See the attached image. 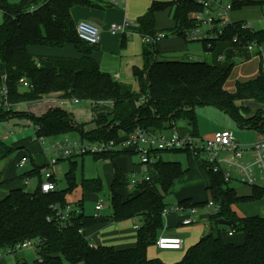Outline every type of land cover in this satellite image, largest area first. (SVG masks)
I'll use <instances>...</instances> for the list:
<instances>
[{
	"label": "trees",
	"instance_id": "obj_1",
	"mask_svg": "<svg viewBox=\"0 0 264 264\" xmlns=\"http://www.w3.org/2000/svg\"><path fill=\"white\" fill-rule=\"evenodd\" d=\"M230 2L232 10L252 4L251 1ZM75 6L95 7V4L92 0H20L18 4L0 0L3 15L0 24V122L23 118L37 126V137L77 139L71 137L74 135L83 141L107 143L126 139L138 130L162 134L174 129L179 122H186L193 128L190 135L196 136V109L212 107L226 114L238 129L264 136V57L257 77L236 82L234 91L229 92L224 85L234 67L231 52L223 63L214 66L205 61L165 59L159 54L157 44H145L143 64L132 70L137 87L134 90L101 71L93 58L96 45H89L77 36L70 14ZM169 8L173 9L175 27L165 34L174 33L185 40V31L195 27L190 14L201 10L193 0L153 2L147 13L138 19L137 31L156 36L155 15ZM241 25V22L231 23L224 37L212 41L209 47L202 44L203 49L212 53L219 43H230L235 48L253 42L264 43V31H244ZM65 45H72L80 56L36 57L29 52L31 47L62 48ZM22 79L27 87L20 83ZM4 87L9 107L3 106ZM53 94L59 100L75 99L79 104H88L91 119L79 122L72 112L59 107L50 108L41 116L15 110L18 105ZM12 153L13 149L0 142V161ZM159 154L161 157L153 167L151 181L135 191L127 189V178L138 170L137 164L135 170L126 172L117 167L114 160L136 157V151L114 150L89 155L96 161L112 163L111 194L108 196L112 214L106 217L83 213V194L90 192L96 197L102 191L99 178L82 179L79 184L75 180L77 160L87 155L59 161H67L69 169L64 174L66 186L63 189L58 188L57 179L52 178L57 185L55 192L44 194L40 190L44 167H34L23 173L21 180L36 177L38 187L33 192H26L24 188L11 189L0 199V256L16 255L21 251L18 246L31 241L36 243V264H165L159 259L147 258V249L156 244L164 229L165 196L186 170L180 162L164 160L163 155L191 156L187 150ZM200 164L209 180L206 200L196 202L188 198L176 206L201 209L213 201L220 209L209 217L208 232L173 264H264V218L238 217L232 208L236 203L261 201L264 188L250 186V195L239 196L223 181L221 172ZM76 194L81 198L70 205L69 219L59 228L57 212L68 205V196ZM126 220L141 222L131 247L92 246L85 237L84 231L89 227ZM219 220L231 221L234 226L225 232ZM237 232L241 233L240 243L232 240ZM16 264L26 263L16 258Z\"/></svg>",
	"mask_w": 264,
	"mask_h": 264
},
{
	"label": "built area",
	"instance_id": "obj_2",
	"mask_svg": "<svg viewBox=\"0 0 264 264\" xmlns=\"http://www.w3.org/2000/svg\"><path fill=\"white\" fill-rule=\"evenodd\" d=\"M175 2L178 0H174ZM200 7V11L192 12L191 19L194 21L195 27L185 31V40L189 43L206 44L209 47L212 41L221 39L226 35V30L232 23L228 19V14L232 10L230 0H193ZM234 1H252V0H234ZM116 4V2L114 3ZM135 27L132 22L125 21L121 25L112 24L109 27V33L113 36L126 35L129 30ZM241 29L244 31H252L249 23H242ZM76 33L79 39L89 45H97L99 41V30L96 26L88 22H79L76 24ZM166 37L165 34L159 33L152 37L149 35L142 36L144 44H158ZM256 43H251L246 47L252 49ZM20 83L27 87L25 80H20ZM3 106L9 107L7 103V90L3 88ZM50 97V96H48ZM47 96L40 100L22 104L24 111L41 116L50 108L59 107L70 110L69 107L79 104L73 100H59L48 98ZM1 106V103H0ZM27 128L34 132V139L41 146L42 153L47 157L48 162L41 172L42 179L40 190L47 194L57 191V185L52 181L56 179L58 170V162L81 155H96L107 151H123L132 149L136 151L138 170L132 172L127 178V189L135 191L144 184L149 183L152 179V170L154 165L159 161L160 152L172 150H187L191 157L199 162L211 167L214 172H221L223 181L227 184L231 182L240 183L246 186H257L264 188V140H258L251 144H240L236 141L235 136L231 131H218L208 138H203L199 135L180 136L175 131L168 134H155L151 132L138 130L128 138L119 141L92 142L83 141L80 138L64 139L46 147L44 137H37L35 132L37 126L27 122ZM26 157H22L16 164L17 168H22L26 164ZM24 186L28 185V179L23 180ZM108 201V199H106ZM71 204H68L65 209H59L57 219L60 223L59 228L64 227L69 219L71 212ZM104 203L98 201L95 207L96 211L103 209ZM213 209L216 213L220 207L213 201H209L206 206L201 208V211ZM198 208H186L183 206H175L171 209L163 211V218L170 212L180 213L183 216L182 225H190L194 223V217L198 214ZM232 233L230 232V235ZM182 239L179 237L161 236L158 238L155 246L158 250H173L177 251L182 248ZM36 243L26 241L18 246L19 250L32 249L35 251Z\"/></svg>",
	"mask_w": 264,
	"mask_h": 264
},
{
	"label": "crops",
	"instance_id": "obj_3",
	"mask_svg": "<svg viewBox=\"0 0 264 264\" xmlns=\"http://www.w3.org/2000/svg\"><path fill=\"white\" fill-rule=\"evenodd\" d=\"M172 1L174 0H92V2L95 4V7L75 6L71 9L70 14L75 24L84 21L98 28L100 33L99 41L93 53V58L98 63L101 71L106 72L112 75L113 77H116V79L122 82V78H123L121 73L122 64L125 65L129 63L130 65H133L132 63H134L137 66H133V67H137V68H140L143 64L142 55L146 46L142 42V36L144 35L137 31V29L139 28L138 19L141 16H143L145 13H147L149 7L153 2L169 3ZM115 2L116 4H114ZM251 2H252L251 5L239 9L231 10L228 14V19L232 23L247 22L250 24L253 31H258V30L264 31V0H252ZM125 21L134 23L136 29L132 27L129 30V33L126 34L124 38L122 35L113 36L109 33L110 25L112 24L120 25L123 24ZM174 27H175V21L173 20L172 8L161 11L155 15L154 31H156L158 34L160 32H163V34H165L166 31L170 32L174 29ZM165 35L166 37L160 43L157 44V48L159 50V54L161 55V57L171 60V59H178L183 57L200 58L203 56L204 57L208 56V59L211 61L209 62L210 64L214 66H219L221 64V60L225 58L226 54L231 52L234 53V64L236 61H240L241 63L240 65L241 68L238 70V72L241 71V75H249L250 73H253V75H255L250 77L249 78L250 80H252L254 77L258 75L260 68V61L264 57V43H262L261 45L256 44V46H254L252 49H248L247 47L235 48L230 43H219L217 44L215 51L210 53V52H206L203 49L202 45L201 47H198L196 45L194 46L190 45V43H188L186 40H184L182 37L178 36L177 34L167 33ZM152 45H156V44H152ZM71 46L72 45H65L62 48L31 47L29 48V52L36 57L55 56V57H64V58H78L80 56L79 53L75 50L73 46L72 47ZM132 60H135V62H132ZM69 111L74 114L76 120L79 122L84 123V122H88L91 119V108L88 104L80 103L77 105H73ZM186 127H189L187 126L186 122H179L177 123L174 129L167 131L165 133L168 134L171 131H175L180 136L182 135L187 136L189 134H187L184 131ZM225 128L226 127L224 126L216 130L215 132L228 130ZM214 133H212L211 135H213ZM197 135L199 134L197 133ZM71 137L78 138L77 136L74 135H71ZM238 137L242 138V135H238ZM258 140H259L258 138L253 139L250 142H244L243 144H251ZM34 144L35 146L36 145L40 146V144L36 140ZM36 153L37 154L40 153L38 155H40L41 157V161H39L38 163L35 162ZM32 154L35 155L32 157L31 156ZM32 154L22 153L21 156L17 160L12 161L10 165L7 166L5 165L4 167H2V164L0 165V169H1L0 179L1 177H3L2 183H4V186L1 187L2 189L1 191L7 190L5 194H0V199L4 198L11 189L25 187L23 184V180L20 183H15L13 181L17 169L16 164L23 156L24 157L26 156L27 159L25 166L22 167L23 169L27 166L28 161H31L33 165L31 169L34 167L45 166L47 162V158L43 154H41V146L38 147L36 152ZM185 157L187 160L189 159L192 160V158L189 156L185 155ZM129 160L130 163L128 165V170H127L128 172L132 171L133 169L135 170L137 164V161L135 163L133 161L131 162V158H129ZM12 165L14 166V168L12 167ZM182 181L183 179H180L178 183L181 184ZM204 183L206 184L207 182L205 181ZM179 191L181 193H178ZM178 192H177L178 202L188 198H191L193 201L196 202H202L207 198L205 190L204 192L202 191L200 197H196L195 196L196 193L194 192L185 193V191L182 192V190L180 189L178 190ZM80 198L81 195L79 198H73L72 196H68L67 198L68 204H72ZM98 201L99 199L96 200V204ZM234 207L232 206L233 210ZM102 210L99 212L96 210L95 211L101 213ZM199 211H201V209L198 210V213ZM237 212L235 213L238 214ZM180 216L181 217L175 216L174 218H168V217L166 219L164 218L165 229L161 232L160 236L170 235L174 237H179L180 239L183 240L184 237H186L185 241L182 243V248L177 251L158 250L156 248L158 252H163V253L158 254V256H149L150 257L149 259H159L165 264L179 262L184 256L183 255L184 251L189 249L191 246L196 244L197 241L200 240V239L197 240L192 245L194 239L197 238L198 233L191 238H188L187 236L189 234H194L196 230H199V228L194 230H189L188 228L186 229L185 227H181L183 226L181 223L183 216H187V214L184 215L181 214ZM245 217H250V216H245ZM131 221L133 222L134 226H131L132 228L127 227L126 229L120 228L119 227L120 225L118 223H112L118 227V231L114 232L113 234H120V238L114 240V241H119L118 242L119 244L115 245L116 248H126L134 245L133 243L135 242L136 231L140 226V224L137 226L135 220H131ZM199 221H201L202 223H206V225H204V228L209 229L210 222L208 215H205V217L200 216ZM112 224H108V225H112ZM127 233H130V237H126ZM203 234L204 232L200 237H202ZM96 235L97 234L91 236L90 240H93V238L96 237ZM232 240L234 242L240 243L242 237L236 240L235 236H233ZM105 242L106 241H102L98 245H104ZM34 252L36 253V251ZM0 264H2L1 261Z\"/></svg>",
	"mask_w": 264,
	"mask_h": 264
},
{
	"label": "rangeland",
	"instance_id": "obj_4",
	"mask_svg": "<svg viewBox=\"0 0 264 264\" xmlns=\"http://www.w3.org/2000/svg\"><path fill=\"white\" fill-rule=\"evenodd\" d=\"M20 0H7L9 4H18ZM80 7H87V6H80ZM3 22V15L0 12V24ZM121 25V24H120ZM189 43V42H188ZM190 45H196L198 47H201V43H190ZM72 47V46H71ZM74 49V48H73ZM204 54V53H202ZM228 54V53H227ZM226 54V55H227ZM234 54V53H231ZM226 57V56H225ZM166 59V58H165ZM171 60H191V61H205V62H211L208 59V56L203 57H195V58H178V59H171ZM132 62H135V60H132ZM224 62V59L221 60V63ZM133 65L125 64L121 66V73H122V82L125 84L132 86L134 90L137 89L136 82L134 80V77L132 75V70L137 67L134 63ZM241 63L240 61H236L234 64V70H232V73L230 77L228 78L227 82L224 85V88L229 91L233 92L235 89L236 82H246L249 81L250 77L255 76L253 73H250L249 75H241V71L238 72ZM253 69V68H252ZM257 77V76H256ZM254 77V78H256ZM253 78V79H254ZM48 98H54V99H60L56 98L57 95H49ZM56 96V97H55ZM72 107H69V109ZM15 110L22 111L24 110L23 106H16ZM27 121L23 118H11L8 121L0 122V142H2L5 146L10 147L13 149V153L10 157H7L0 162V165L2 164V167L5 165H10L12 161L17 160L22 153L32 154L36 152L37 148L40 147L38 145L35 146L34 142V132L32 129L27 128ZM187 126H189L187 124ZM226 127L225 129H228L233 133L234 136H236L237 142L240 144H243L244 142H250L253 139H259L264 140V136L258 135V133L253 131H244L240 130L236 127V125L228 118V116L215 108L212 107H200L196 109V132L202 136L203 138H208L212 136L211 134L214 133L216 130ZM190 127V126H189ZM185 128V132L187 134L193 133V128L190 127ZM177 133V132H176ZM238 135H242V138H239ZM184 136V135H182ZM6 138V139H4ZM63 136H57V137H51L46 138V147H49L51 144L62 140ZM40 154V153H38ZM36 153L35 162L38 163L41 161L40 155ZM35 154H32L33 157ZM191 159L187 160L184 154H165L163 155V159L167 161H175L180 162L183 170H186L185 175L180 178L183 179L181 184L175 182V185L172 189V191L165 196V204L167 205V209L174 208L178 202V190L185 191V193L194 192L196 193V197H200V194L202 191L207 187L208 184V177L201 166L200 162H196L193 157ZM77 166L74 170L75 180L77 184L81 182L82 179H93V178H99L101 181V193L95 197L93 193L85 192L83 194V213L87 216H96L101 215L103 217L110 216L112 214V208L110 207V202L107 201L108 196L111 194V182H112V163L110 161H96L93 156H84L83 159L77 160ZM137 161L136 157H131V162ZM130 163V160L128 157H120L114 160V164L117 167L123 168L126 172L128 170V165ZM31 161H28L27 166L23 168H15L16 174L14 177L15 183H20L22 180L20 179V176L23 174V172L31 170L32 167ZM14 168V166L12 165ZM69 169V163L67 161L59 162L58 164V170L59 173L56 175V179L58 182V188L63 189L66 186V182L64 179V174ZM1 171V169H0ZM3 177L0 179V194H5L7 190L1 191V187L4 186V183H2ZM207 182L206 184L204 182ZM38 187V179L36 177L28 179V185L24 187L26 192H33ZM229 187L234 188L237 195L239 196H248L251 193V187L242 185L240 183L231 182L229 183ZM206 191V190H205ZM2 192V193H1ZM4 192V193H3ZM178 193H181L180 191ZM203 195V194H202ZM73 198H79L80 194H76V196H72ZM202 198V197H201ZM99 199L104 203L103 210L101 213H98L95 211V204L96 200ZM249 203V204H248ZM247 202L246 203H236L233 205L235 212H237V216L245 217V216H260L264 218V198L261 201H257L256 203ZM237 210V211H236ZM214 214L213 209H209L208 211H199L196 217H194V223L190 225H183L181 227L188 228L189 230H194L199 228V230H196L194 234H189L187 237L191 238L195 236L198 233V236L196 239H194L192 245L199 240L202 235V233L208 232V228L205 229L204 225L206 223H202L199 221L200 216L205 217V215H208L209 217ZM180 213H174L170 212L168 215H166L165 219L168 218H174L181 217ZM208 219V218H207ZM129 223H128V222ZM136 225L138 226L141 224L139 220L135 221ZM210 222V221H209ZM120 226V228L126 229L127 227L132 228L131 226H134L133 222L131 220L121 221L117 222ZM131 223V224H130ZM117 224V225H118ZM165 229V228H164ZM163 229V230H164ZM205 229V230H204ZM225 232L229 231L228 227L221 228ZM118 231V227L114 224L112 225H104L99 224L92 227L87 228L84 231L85 237H87L89 240V243L91 245L99 246L98 244L102 241H106L104 245L106 247H115V245L119 244V241H114L117 238H120V234H113L114 232ZM170 233V232H169ZM94 234H97L96 237L93 238V240H90L91 236ZM135 234V232H134ZM170 236V235H165ZM222 236H226L222 233ZM235 239H239L241 237V233H235L234 234ZM126 237H130V233H127ZM161 236H159L160 238ZM174 237V236H170ZM227 237V236H226ZM225 237V238H226ZM182 239V242L185 241ZM198 242V241H197ZM135 243V242H134ZM133 243V244H134ZM188 250V249H187ZM185 250L184 253L187 251ZM163 252H158L156 249V246H150L147 249V258H150L149 256H158V254H162ZM183 253V255H184ZM156 254V255H154ZM16 258H18L20 261H24L26 264H36V261L38 260L37 254L32 249H24L19 251L16 255H2L0 256V261L2 264H16ZM173 264V263H171Z\"/></svg>",
	"mask_w": 264,
	"mask_h": 264
},
{
	"label": "water",
	"instance_id": "obj_5",
	"mask_svg": "<svg viewBox=\"0 0 264 264\" xmlns=\"http://www.w3.org/2000/svg\"><path fill=\"white\" fill-rule=\"evenodd\" d=\"M218 224L220 226H225V227H232L234 226V223L231 221H224V220H219Z\"/></svg>",
	"mask_w": 264,
	"mask_h": 264
},
{
	"label": "bare ground",
	"instance_id": "obj_6",
	"mask_svg": "<svg viewBox=\"0 0 264 264\" xmlns=\"http://www.w3.org/2000/svg\"><path fill=\"white\" fill-rule=\"evenodd\" d=\"M177 205V204H176Z\"/></svg>",
	"mask_w": 264,
	"mask_h": 264
}]
</instances>
